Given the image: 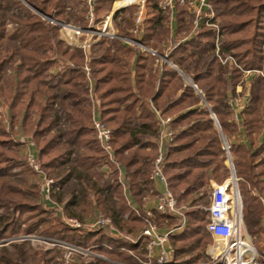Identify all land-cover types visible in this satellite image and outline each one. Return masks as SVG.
I'll list each match as a JSON object with an SVG mask.
<instances>
[{
	"label": "trees",
	"instance_id": "1",
	"mask_svg": "<svg viewBox=\"0 0 264 264\" xmlns=\"http://www.w3.org/2000/svg\"><path fill=\"white\" fill-rule=\"evenodd\" d=\"M113 1L99 0L98 4H95L96 23L104 19ZM161 1H146L145 17L136 33V24L131 15L138 8L134 6L116 13L117 16L122 15L126 21L124 26H119V37L98 38L87 51L82 47L74 49L68 45L57 25L31 12L21 1L0 0V45L12 53L7 57L0 49V77H3L12 60L21 56L17 69L18 84L4 90L5 100L14 108L16 103H20L21 99L28 95L29 90L30 100L35 101L37 94L34 85L47 84L45 78L48 71L58 67V72L53 75L54 82L47 84L48 90L43 92L46 103L42 115L47 118L55 113V121L59 120L61 114L55 106L59 104L60 99L66 98L77 106L78 110L68 107L74 113L71 120L75 124L70 130L74 137L69 141L71 146L82 145L79 137L88 132L91 113L83 104L84 99L79 98L78 91L84 85L89 90L84 71L86 67H91L97 114L112 131L115 158L123 165L129 181L128 187L133 191L140 207L144 193L151 187L155 191L154 181L158 179L153 177L154 173L152 178L149 176V160H146L149 154L142 153L146 147L142 137L156 136L160 129L157 115L159 112L163 116L173 117L171 126L178 130L177 134L174 133L173 140L165 146L161 163L166 186L173 197L187 198L205 188L211 179L219 182L227 179L230 174L226 164L228 151L234 161L236 174L241 179L240 185L248 195L245 222L251 235L259 234L264 229V208L260 198L251 194V190L258 189L262 193L264 191L261 185L264 176V0H210L221 16L219 34L216 29L205 23L192 33V17H189L186 5L178 0L175 5L177 26L174 32L171 31L170 13L161 8ZM67 2L68 0L30 1L38 11L59 21L70 19L67 14ZM14 11L18 14L12 15ZM8 15L12 16L14 22L18 21V30L7 31L5 18ZM78 19L83 22L81 27L88 26L86 15L82 18L79 16ZM122 37L156 51L157 55L138 45L126 43ZM172 38L182 40L171 47ZM217 39L220 41L219 53L223 58L231 56L245 71L253 73L250 76L251 99L249 104L242 108L241 122H236L230 102L236 99L237 84L244 80L245 74L231 60L226 64L222 63L216 53ZM161 56H167L168 60L180 69L185 67V73L197 85L204 98L200 97L176 68L160 59ZM61 58L65 59L66 63L75 61L78 68L75 69L70 63H65L64 68L60 67ZM133 61L135 75L129 70ZM129 62L130 66L127 68ZM66 108L63 106V110ZM211 113L215 114L220 130L214 126L215 121ZM8 133L0 128L4 144L11 141ZM242 135L246 136L248 143L242 141ZM94 143L95 141H88L84 144L86 147H92ZM137 146L140 149L134 150ZM153 148L154 151L159 150L158 141ZM98 152L97 161L92 163V166L104 158L109 160L108 154L100 144ZM126 152L130 154L128 157L125 156ZM71 153L72 150H69L67 155ZM80 159L83 162L86 160L85 156ZM63 161L65 158H61L57 165ZM7 173V170L0 168V179L6 177ZM20 194V190L11 180L0 182V204L11 201L6 200V197L12 199ZM157 194L155 192V195ZM119 197L125 205L124 208L132 209L123 193L120 192ZM24 210L25 207L18 205L15 212L19 216L14 215L12 219L0 218L2 231L6 233L10 230L13 234L24 232L27 235L38 232L81 247H88V242L97 236L94 243L100 253L112 259L124 258L132 262L129 251H134L137 247L124 238L106 235L104 232L96 236L91 233L78 236L75 229L69 228L58 219H54L52 223L38 220L27 227L24 225L26 219L22 218ZM131 211L133 219L138 220L140 214L134 213V209ZM140 211L145 213L143 208ZM151 211V219L155 220L157 217L160 226L177 219V216L171 213H159L156 208ZM209 214L200 208H194L182 218H178L181 224L175 226H181L185 222L183 229L169 235L172 257L178 264L198 262L202 256L201 252L188 259L184 257L191 251L213 244L208 230ZM113 216L117 221L118 215ZM12 264L18 263L12 261Z\"/></svg>",
	"mask_w": 264,
	"mask_h": 264
},
{
	"label": "rangeland",
	"instance_id": "2",
	"mask_svg": "<svg viewBox=\"0 0 264 264\" xmlns=\"http://www.w3.org/2000/svg\"><path fill=\"white\" fill-rule=\"evenodd\" d=\"M30 1L32 2V0H28V5L23 3L24 6L29 8L31 12L38 14L44 20H47L50 23H52L51 20L55 19L57 22L52 24H55L59 27L60 34L62 35V38L65 39L68 45H70L74 49L78 47L83 48V46H86L83 49L87 51L98 39L97 37H92L91 32H96L98 30H101L103 27L101 24L102 22L106 21L107 18H109L110 21L109 24L112 31L115 32V34L118 37L117 33L119 32V26L120 27L124 26V23L126 21L125 19L123 20L122 15L117 16L116 13L122 10L121 8L123 4L124 5L126 3L129 4L130 2L129 0H114L111 8L106 12L104 19L96 23L95 15H94L93 21L95 26L91 27L90 29L91 32L78 36L76 33L75 35L72 31L69 32L67 30H64L62 28V24L65 23L75 27L83 26V22L79 21L78 19L79 16L82 18V16L85 15L87 16L88 14L87 11H84L87 10L88 6L85 4L83 0H68L67 14L68 16H70V19H66L67 21L66 20L59 21L55 17L47 16L41 13L40 11H38L36 8L33 7ZM98 1L99 0H95L96 5L98 4ZM146 1L147 0H139V3H133L129 6L127 5L128 6L127 8L134 6L138 8V10H136V12L131 15V18L134 20L135 24H136L137 14L140 9V5L142 3H144V13H145ZM176 1L177 0H173V8H175ZM178 1L181 2V0ZM164 2L165 0H162L160 2L161 6ZM182 4L186 5L188 9V15L189 17L190 16L192 17L193 27L191 28L190 31H193L192 33H194L199 29L198 27L199 25L196 24V22L198 21L196 14L191 11L188 3H182ZM210 5L212 6L215 15L213 22H215L220 29L221 16L219 15V11L213 7L211 2ZM164 11L166 13H170L169 19H171L172 11H169V8H167L166 10L164 9ZM17 14L18 12L14 11L12 15H17ZM211 14L212 11L210 10L206 12V17H204L206 25L209 24L207 23V19L208 16H210ZM5 19H6V28L8 32H14L15 30L19 29L18 21L14 22L12 16L8 15L6 16ZM88 26H86V28ZM208 26L212 27L211 25ZM70 35H72V37H70ZM109 38H116V37H109ZM121 39L124 40L126 43L138 45L135 41L133 40L131 41V39L129 38L122 37ZM125 39H128L129 42ZM181 40H182L181 38H176V39L172 38L170 43L171 47L178 44ZM218 42L220 44V41ZM216 45H217V41H216ZM16 47L18 48L19 46L17 45ZM0 49L4 51L3 55H6L7 57H10V55L12 54L9 51V49L3 45H0ZM144 50L149 51L148 49H144ZM160 59L164 60L163 57H161ZM164 61H166V59ZM20 62H21V56H18L14 60H12L10 65L5 70L3 77H0V128L5 130L6 132H9L8 134L11 136V141L5 144L2 141L3 138L0 136V168H3L9 172L7 173L6 177L0 179V182H4V181L9 182L11 180L12 182H14L16 188L21 192L20 195L14 196L12 197V199L6 197L5 198L6 200L8 199L11 200V201L8 200L9 203L2 202L0 204V218L12 219L14 215L19 216L16 215L15 212L17 206L19 205L25 207L24 210L25 212L22 211L24 213V215H22V218L26 219L24 221V225H26L27 227L35 224L34 222L38 220L44 222L48 221V223L49 222L52 223V221H54V219L57 218L56 217L57 214L54 213V211L51 209H46L45 204L42 203V201L47 200L48 197L51 198L53 197L58 201V204L57 203L54 204L55 207L60 206L64 214H68V213L74 214L75 216L74 222H68V220L65 222L72 227L74 226L76 230V234L78 236H83L84 234L87 235L90 233L96 236V234L104 232L106 235H113L119 238H124L127 242H129L130 244H134L137 247V249L133 251L136 257L131 255L133 258L131 259L132 260L131 262L130 260H124V258L112 259V257H108L107 255L100 253L97 250L94 243V240L97 237L96 236L93 237V239L88 242L89 244L88 247L72 245L75 246V248L74 250L71 251L70 256H68L69 254L67 251L68 249L64 245L65 247L63 246V248H65L64 249L65 253L63 250L62 255L60 257L58 255L59 257L58 261H53L50 263H46L45 261L44 264L149 263L147 248L150 242L147 239H143V238L139 239L142 230L146 225L145 221L147 217L145 216L148 210L147 211L145 210L144 211L145 213H142L139 209H136L134 213L140 214V218L143 220H141L140 218L139 219L141 221L139 219L134 220L132 215L133 213L131 211L132 209H130V207L124 208L125 205L120 201L119 193L121 192L124 195L125 185L127 186V188L129 185V181L125 174L123 165L115 158V155H114V160L115 161L117 160L118 162L117 161L111 162L110 159L108 160L107 158H104V160H102L100 163H97L94 166L91 165L92 163L94 164V162L97 161L96 157L99 154L98 152L99 144L95 136V131L93 129L92 117H94L93 111H95L94 110L95 106L93 101L91 100V95L89 90L84 85V87L79 88L78 93H79V98H81V100L84 99L83 104L85 105V107L88 108L89 112L91 113L90 114L91 120L89 125L90 127L87 133L81 136L79 135L80 136L79 139L81 140L82 145L71 146L70 145L71 142L69 140L70 138L74 137V134L71 133L70 130L75 127L74 122H72L71 120L72 115L74 116V113H72L71 108H74L73 110H78L77 109L78 107L74 106L70 101H67L66 98L60 99L59 104L55 106V108L58 109L59 113L61 114V118L59 120L55 121L56 120L55 113L51 114L47 118H43L42 115L43 113L42 111L46 103L45 101L46 98L45 100L43 98L44 95L43 92L45 90H48L47 88L48 85H50L49 84L50 82H54L53 75L56 74L54 73L53 68L50 71H48L45 78L48 85L46 83L40 85H36V84L34 85L35 86L34 91L37 94L35 101L30 100V95L28 90L27 91L28 95L25 96L24 99L22 98L20 103H16V106L14 108L12 107V105H9L10 104L9 102H6L4 90L6 88H11L12 86L18 84L19 74L17 69ZM65 63L66 60L61 58L59 62L60 67L64 68ZM67 63L74 65L75 69L78 68V65L75 61L71 60L70 62ZM167 63L171 64L174 68H176L180 72V74L184 77V79L189 84H191V86H193L195 91L198 94H200V97L204 98L203 95L201 94V91L198 89L197 85L185 73L186 70L185 67L180 69L170 60ZM129 66H130V62L127 68ZM87 68L88 70L85 69L84 71L85 79L88 84H89V80L93 83L94 79L92 76L93 74L91 67H87ZM160 68L161 67L159 64V71ZM263 71H264V65H263ZM243 72H247V71L243 69ZM93 94H95L94 90H93ZM204 102L207 105V102L205 100ZM237 102H239V100H237L235 103L237 104ZM61 104L67 108L63 110V106H61ZM231 104L232 103H230V106ZM238 106L239 109L242 108L238 104L237 106H233V107L235 110H238ZM211 115L215 121L214 126L218 130H220V124L215 114L211 113ZM233 116L235 118V115ZM165 117L170 118L172 121L173 117H171L170 115H167ZM80 120L85 122L84 119H80ZM171 127L173 129V133L177 134L178 130L174 126ZM154 136L155 135L142 137V140H144L143 144H145L146 146L145 149L142 151V153L149 154V158L146 160L147 161L149 160V165L147 166V169L149 168L150 178H152V175L155 172L154 160L155 158H157L156 157L158 155L157 152H159V150L154 151L153 148L154 144L157 145V141H159V131H157L156 136L155 137ZM88 141H92V142L95 141V143L92 147H89V145L86 147L84 143ZM138 149H140L139 146H137L134 150H138ZM156 149H158V147ZM69 150H72V153L70 155H67ZM226 152H227L226 164L230 169L229 177L222 182H219L215 179H211L209 180L208 185L205 188L192 193L187 198L181 199L175 196L177 198L176 201H177L178 211L176 213H173V215L177 216V219H175L170 224L167 223L164 224L163 226L159 225V220L157 217L155 218V220L151 219V222L154 223L160 229V233L165 234L171 231L172 229L177 228L178 226L175 225L181 224L179 223L180 221L178 220V218H182L184 214L189 210H192L194 208L195 209L200 208L203 211L209 212L208 209L211 207L213 202L212 194L214 192V189L216 188V186H223L226 183H229L227 194L231 198L234 197L235 199L236 196L234 191L237 183L239 196L241 199L243 219L245 222L244 214H245V207L247 206L248 195L246 194V192H244L242 186L240 185L241 179L236 174L234 161L233 159H231L230 153L228 151ZM59 155L62 156L59 157ZM129 155L130 154L128 152L125 153L126 157H128ZM84 156L86 160L83 162L82 159L80 158H83ZM86 156L88 158H86ZM31 158L36 160L39 167V171L34 170L30 166L29 159ZM61 158H65V161H63V163L61 162V164L58 166L57 163L58 162L60 163ZM260 158H262V156L257 159V162H259ZM41 163H43L44 165H42ZM232 168H234L235 172L233 171ZM233 176L235 179L233 178ZM262 179H263V183L261 185L264 188V176ZM250 187L251 186H249V188ZM251 194L260 198L262 203L261 205L264 208V191L262 193L258 189L257 190L254 189L251 190ZM157 197H158L157 195L155 196L154 188L152 187L149 188V190H147L144 193L142 206H145L149 202V199L156 201ZM114 214L118 215L117 221H115V217L113 216ZM262 216H261L262 225L264 228V209L262 210ZM100 217H108L110 219L109 225H107L106 227H99V228L94 227V224ZM209 220H210V214H209ZM245 225L247 232L252 238L253 245L257 249L255 262H257V264H264V229L259 234L251 235L248 229L249 227L246 222ZM181 230H177L176 232L177 233L181 232ZM31 237L34 241L39 242L46 248L50 246L55 247L54 244L62 246V243L63 244L68 243L67 241L61 239L51 238L46 234L44 235L35 234V236H31ZM167 243H170L169 238ZM220 243L221 241H219V244ZM210 246L211 244H208V246L204 249L201 248L187 253L186 257H184L187 259L197 254V252H201L202 256L198 262H190L186 264H191V263L207 264V262L210 259L208 253L212 252V249L209 251ZM180 259H182V257H180ZM20 262H21L20 264H34V262L29 263L27 260L25 261L20 260ZM151 263L157 264L155 259H152Z\"/></svg>",
	"mask_w": 264,
	"mask_h": 264
},
{
	"label": "built area",
	"instance_id": "3",
	"mask_svg": "<svg viewBox=\"0 0 264 264\" xmlns=\"http://www.w3.org/2000/svg\"><path fill=\"white\" fill-rule=\"evenodd\" d=\"M19 1L28 5V0H19ZM83 1L88 6L87 18L89 20V26L87 28H81L65 23L62 24V28L64 30H67L69 32L72 31L74 34L76 33L78 36L84 35L85 33H90L91 27L95 26L93 19H94V7L96 2L95 0H83ZM129 1L130 3L127 5H131L133 3H139V0H129ZM181 2L188 3L190 9L193 11V13L196 14L198 20L201 13L196 10L195 2L192 0H181ZM201 4L202 7L206 6L210 11H212V14L208 16L207 23H209L208 25L214 27L219 34L220 29L218 25L215 22H213L215 15L212 6L208 3L207 0H202ZM172 5H173V0H165V2L162 4V8L166 10L167 8H171ZM143 17H144V3L140 5V9L136 17V29L134 30L135 33L137 32L139 25L142 23ZM51 21L52 23L57 22L55 19ZM109 22H110L109 18H107L106 21L102 22L101 24L103 26L102 29L96 32H91V36L97 38L117 37L115 32L112 31ZM70 37H72V35H70ZM125 40L129 42L128 39ZM218 41L219 39H217V54L220 57L222 63L226 64L229 60H231L236 66L241 68L233 57L228 56L222 58L220 56L219 53L220 48ZM136 43L140 47H143V49H148L142 46L140 43L138 42ZM85 47L86 46H83V48ZM148 50L152 52L154 55H157L155 51L153 52V50L151 49ZM166 61L168 62L169 60ZM71 66L74 67V65L72 64ZM85 69L88 70L87 67ZM241 70L243 71L242 68ZM89 92L91 95V100L93 101L95 106L94 107L95 114L93 118V127L95 131V136L100 146L109 155L110 161L116 162L114 160V151L112 145V131L101 120V118L97 114V100L93 94V83L90 80H89ZM157 115H158L159 127H160L159 141H158L159 153L155 160V172L153 177L160 179L166 184L161 163L163 161L165 146L167 145L168 142L173 140L174 133L171 127V119L161 115L159 112H157ZM29 162H30V166L34 170L39 171V167L36 160L31 158L29 159ZM228 188H229V183H226L223 186H216L212 194L213 202L211 207L208 209L210 213V223L208 225V230L211 236L213 237L214 242L211 245L212 252L208 253L210 259L207 262V264H257V262H255L257 249L254 247L252 238L246 229V225L243 219L242 205H241V199L239 196L237 183L234 191L236 199L234 197L231 198L227 194ZM156 210L162 214H166V213L173 214L178 211L177 201L167 187L165 191L159 194L157 197ZM146 217H147L145 221L146 225L143 228L139 239L140 238L147 239L150 242L147 248L149 263H142V262L141 263L152 264L151 263L152 259H155L157 264H178L176 261L173 260L172 251L166 248V243L168 241L169 235L171 233L176 232L177 230H181L184 227L185 222H183L181 226L172 229L168 233L162 234L160 233V229L154 223L151 222V217H152L151 210L147 211ZM109 223H110V219L108 217H100L94 224V227L97 228L106 227L107 225H109ZM219 241H221L220 244ZM64 245L68 249V253H69L68 256H70V253L72 250H74L75 246L62 243V246ZM157 249L159 250L158 253H156ZM129 252L132 256L136 257L133 251H129ZM193 264H199V263H193Z\"/></svg>",
	"mask_w": 264,
	"mask_h": 264
},
{
	"label": "crops",
	"instance_id": "4",
	"mask_svg": "<svg viewBox=\"0 0 264 264\" xmlns=\"http://www.w3.org/2000/svg\"><path fill=\"white\" fill-rule=\"evenodd\" d=\"M193 1L195 2L196 10L201 13L199 18H198V23H197L199 25L198 27L200 29L205 23L204 17H206V12L209 9L206 6L202 7V4H201L202 0H193ZM207 1L210 4L209 0H207ZM127 4L128 3H126L125 5L123 4L121 11L127 9V7L129 6V5L127 6ZM161 8H162V6H161ZM169 11H172L171 12V19H169V23L171 26V31L174 32L176 30V26H177V22H176V20H177L176 16L177 15H176L175 8H173V5L171 8H169ZM216 51H217V49H216ZM161 57H163L164 60L165 59L168 60L167 56H161ZM133 63H134V61L132 62V65L130 66L129 70L131 71L132 75H135L136 69H135V65ZM58 70H59L58 67L53 68L54 73H57ZM244 74H245L244 80L239 81V83L237 84V87H236V96L237 97H236V99L231 100V102H230V103H232L231 106L233 108L235 119L238 122H241L242 108L244 106L248 105L249 101L251 99V79H250V76L252 75V72L247 71V72H244ZM237 100H239V102L241 103L240 104L239 102H237V104L240 105L242 108L239 109V106H238V110H235L233 106H237V104L235 103ZM262 122L264 125V115L262 118ZM263 135H264V126H263ZM240 138L242 139V141L244 143H248L246 136L242 135V136H240ZM124 171H125V169H124ZM154 187H155V192L158 193L157 194V196H158L159 194H161L165 191L167 186L160 179H156L154 181ZM124 196L128 200V203L130 204L131 208L134 210H136V209L140 210L141 208H143V210L147 211V210H152V209L156 208V206H157V200L155 201V200L149 199V202L145 206L140 207L139 203L137 202V200L133 194V191H131L129 187L127 188L126 185H125ZM42 203L45 204L46 209H51L54 211V213L57 214L56 219L63 222L69 228L75 229L74 226L72 227L68 223L65 222L67 220H68V222H74L75 221L74 220L75 219L74 214H70V213L64 214L62 212V209L60 206L55 207L54 204H56V203L58 204V201L55 198L48 197L47 200H43ZM2 230L3 229L0 228V264H12V261L20 264L21 263L20 260H23V261L27 260L29 263L34 262V264H44L45 261H46V263H50L53 261H58L59 257L63 253V250L65 249V248H63V246H60L57 244H54L55 247L50 246V247L46 248L42 244H40L39 242L34 241L31 236H35V234H39L38 232L27 235L24 232L13 234V232H11L10 230L7 231L6 233L3 232ZM25 235H27V236H25ZM67 244L73 245L70 243H67ZM166 248L172 251V246L170 243L166 244ZM210 250H211V246L209 248V251ZM158 252H159V250L157 249L156 253H158ZM64 253H65V250H64ZM58 255H59V257H58Z\"/></svg>",
	"mask_w": 264,
	"mask_h": 264
},
{
	"label": "water",
	"instance_id": "5",
	"mask_svg": "<svg viewBox=\"0 0 264 264\" xmlns=\"http://www.w3.org/2000/svg\"><path fill=\"white\" fill-rule=\"evenodd\" d=\"M233 169V171L235 172V170H234V168H232ZM233 178H234V176H233ZM235 179V178H234Z\"/></svg>",
	"mask_w": 264,
	"mask_h": 264
},
{
	"label": "bare ground",
	"instance_id": "6",
	"mask_svg": "<svg viewBox=\"0 0 264 264\" xmlns=\"http://www.w3.org/2000/svg\"><path fill=\"white\" fill-rule=\"evenodd\" d=\"M130 3V2H129Z\"/></svg>",
	"mask_w": 264,
	"mask_h": 264
}]
</instances>
